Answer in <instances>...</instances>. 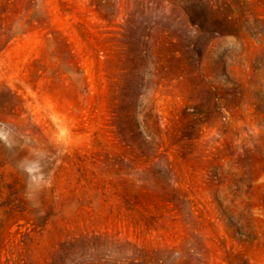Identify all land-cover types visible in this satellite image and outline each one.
<instances>
[{"label":"rangeland","instance_id":"1","mask_svg":"<svg viewBox=\"0 0 264 264\" xmlns=\"http://www.w3.org/2000/svg\"><path fill=\"white\" fill-rule=\"evenodd\" d=\"M0 264H264V0H0Z\"/></svg>","mask_w":264,"mask_h":264}]
</instances>
